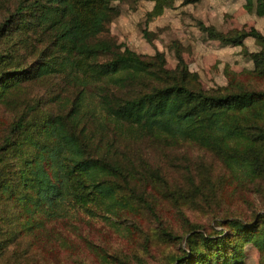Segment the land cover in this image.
Listing matches in <instances>:
<instances>
[{"label": "rangeland", "instance_id": "1", "mask_svg": "<svg viewBox=\"0 0 264 264\" xmlns=\"http://www.w3.org/2000/svg\"><path fill=\"white\" fill-rule=\"evenodd\" d=\"M20 1L0 0V23ZM245 3L175 0L162 14L147 19L152 0H115L121 12L101 36H111L144 54L162 50L169 68L176 64L170 47L177 40L189 71L196 72L203 88L233 90L237 82L264 88V76L257 73L251 54L260 49L253 37L247 36L241 45H225L208 38L197 24L201 20L222 31L252 26L263 31L264 17L247 10ZM143 29L150 32L151 41ZM52 39L50 29L24 30L18 22L0 36V75L3 71L18 75L0 98V144L10 122L28 105L33 106L32 121L65 113L79 95L74 102L75 120L87 134L94 150L90 151L125 166L133 161L138 172H132L129 188L122 192L127 205L117 213L70 204L65 213L49 217L19 198L24 190L15 180L30 156L32 144L25 136L32 128L17 132L8 146L0 148V189L5 182L11 190L9 197L0 192V264H174L173 258L188 250L185 237L193 230L225 232L231 218L264 224V171L259 172L264 166L253 173L241 164V154L216 153L198 141L197 128L187 127L172 136L107 114L102 102L110 84L106 77L82 78L78 93L80 83L70 75L39 73L42 61L55 59ZM136 81L143 84L148 78ZM115 92L129 94L126 86ZM242 133L245 136L246 130ZM40 136L33 133L28 138ZM241 264H264V248L243 242Z\"/></svg>", "mask_w": 264, "mask_h": 264}, {"label": "trees", "instance_id": "2", "mask_svg": "<svg viewBox=\"0 0 264 264\" xmlns=\"http://www.w3.org/2000/svg\"><path fill=\"white\" fill-rule=\"evenodd\" d=\"M114 1L21 0L1 21L0 36L16 22L24 30L50 29L51 46L56 55L54 60L40 63L39 73L62 71L70 75L72 81L80 83L78 93L82 91V78L106 77L110 84L102 94V102L107 114L172 136L190 127L197 128L196 137L201 144L221 155L230 151L241 154V164L256 173L257 168L264 166V88H249L238 82L233 90L203 88L196 72L189 71L177 40H172L170 47L176 64L169 68L162 50L155 48L154 53L144 54L111 36L102 37L109 30V23L121 12ZM152 1L147 19L162 14L175 2ZM195 1L198 0H183L184 3ZM244 6L264 17V0H246ZM197 24L208 38L225 45H241L244 38L253 37L260 45L259 50L251 53L255 69L264 76V29L260 31L252 26L222 31L201 20ZM142 32L151 41L150 32L147 29ZM100 55L107 58L99 60ZM143 77L148 81L136 83V79ZM17 78L12 72H2L0 98L5 97ZM120 86L127 87L128 96L115 92ZM78 97L65 113H51L32 121L29 115L33 106L28 105L10 122L0 144V148L6 147L17 132L32 128L25 136L32 144L30 156L19 168L15 185L24 190L19 196L24 204L49 217L65 213L70 204L87 211L96 207L117 213L118 208L127 205L122 192L129 188L132 172H138L133 161L130 168L118 159L90 151L94 150L87 134L83 126L78 128L75 120L74 102ZM243 130H246L245 136H242ZM33 133L41 136L28 138ZM1 188L0 192L9 197V184L4 182ZM226 225L229 229L225 232L191 231L185 237L188 250L183 249L176 255L174 264H241L243 242L250 241L264 248L261 222L231 218Z\"/></svg>", "mask_w": 264, "mask_h": 264}]
</instances>
